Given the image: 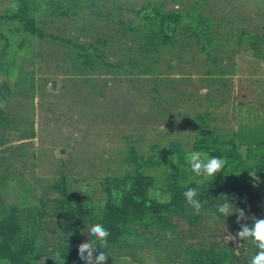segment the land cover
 Wrapping results in <instances>:
<instances>
[{
  "label": "rangeland",
  "instance_id": "374dc122",
  "mask_svg": "<svg viewBox=\"0 0 264 264\" xmlns=\"http://www.w3.org/2000/svg\"><path fill=\"white\" fill-rule=\"evenodd\" d=\"M35 1L40 34L29 36L9 20L20 0H0V218L15 212L31 264H62L65 196L79 209L120 206L140 175L164 202L175 186L212 179L190 171L192 151L223 158V185L247 189L231 209L244 210L242 223L264 218V0ZM155 12L195 23L160 29ZM79 51L97 62L84 66ZM197 198L199 214L186 203L130 217L106 264H189L192 250L214 247L249 264L256 249L227 240L241 230L237 214L219 213L223 198L206 190Z\"/></svg>",
  "mask_w": 264,
  "mask_h": 264
},
{
  "label": "trees",
  "instance_id": "16d2710c",
  "mask_svg": "<svg viewBox=\"0 0 264 264\" xmlns=\"http://www.w3.org/2000/svg\"><path fill=\"white\" fill-rule=\"evenodd\" d=\"M37 9L38 4L35 0H20L18 10L9 17V20L21 25L22 33L24 32L29 36L39 35L40 30L32 15ZM184 18L190 23H195V20L190 17V13L163 14L159 12H155L151 17V22L161 29L167 24L177 25ZM244 36H248V38L250 37L252 39L255 38L254 35L242 34L237 37V40L242 41ZM0 39H3L2 33H0ZM168 40L169 38L164 37L165 43H167ZM19 46L22 45L19 44ZM259 46L261 47V45ZM77 58L83 60L82 64L84 66L97 62L94 56H91L87 51L77 52ZM208 135L209 134L205 132L200 133L202 137H208ZM261 165L259 170V184L264 186V156L261 159ZM223 176L224 173L221 171L219 174L217 173L215 177H212L210 181L203 183L202 186L190 185L187 189L196 188L197 191L206 190L217 198H220L222 195H227L232 200L233 204L243 202V199L246 198L245 196L247 195V189L240 191L236 188L225 187L223 185L225 180V178H222ZM138 179L139 182L131 183L123 191L120 206H115L110 202V199L107 198L101 207L89 205L83 209H79L73 206L68 196H65L62 202V208L64 209L65 220L71 227L72 235L62 241L57 249L59 257L62 259V264H85L78 254V246L82 243L81 228L84 224H102L110 233L108 240L109 246H111L117 243L122 237L123 227L130 217L136 215H152L161 219L164 214L170 212L173 208L180 209L186 207L187 202L183 193L187 189L175 186L171 190L167 200L161 202L152 199L147 194L148 183H146V181H141L140 175H138ZM107 194H109V191H107ZM200 219V216L197 215L194 222H190V224L197 225L200 223ZM21 231V226L15 212L12 211L0 218V259H3L6 264H31V257L29 255L34 250V246L32 243L26 244L20 240ZM216 248L214 247L209 250L202 249L199 252L192 250L190 252L191 258L189 259V264H230L229 254L224 252L221 248ZM256 251L257 249L255 252ZM230 256L231 258L233 257L231 253Z\"/></svg>",
  "mask_w": 264,
  "mask_h": 264
},
{
  "label": "clouds",
  "instance_id": "9594fccd",
  "mask_svg": "<svg viewBox=\"0 0 264 264\" xmlns=\"http://www.w3.org/2000/svg\"><path fill=\"white\" fill-rule=\"evenodd\" d=\"M188 168L196 177L210 178L215 177L221 172L226 161L223 158L209 156L203 151H192L186 155ZM184 198L197 214L202 209V203L197 198V189L188 188L184 193ZM223 198V202L217 205L219 213L226 217L237 214V224L240 225V231L235 235L229 234V242L244 241L253 246L257 251L251 256L249 264H264V218L251 217V226L242 223L248 219L243 209L236 208L237 211L232 213V200L227 195H222L218 200ZM84 234L91 237L88 242H83L78 246V254L85 264H106L108 255L106 249L109 248V231L100 223L85 224ZM241 244L237 243V248ZM86 254V255H85ZM55 260V259H54ZM56 261V260H55Z\"/></svg>",
  "mask_w": 264,
  "mask_h": 264
},
{
  "label": "water",
  "instance_id": "95a60500",
  "mask_svg": "<svg viewBox=\"0 0 264 264\" xmlns=\"http://www.w3.org/2000/svg\"><path fill=\"white\" fill-rule=\"evenodd\" d=\"M51 89H52V90H54V89H55V82H54V81L52 82Z\"/></svg>",
  "mask_w": 264,
  "mask_h": 264
}]
</instances>
